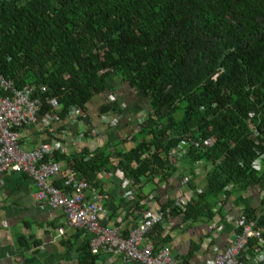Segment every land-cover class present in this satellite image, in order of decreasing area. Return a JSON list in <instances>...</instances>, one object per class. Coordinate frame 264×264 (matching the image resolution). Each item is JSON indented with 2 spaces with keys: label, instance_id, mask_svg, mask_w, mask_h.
<instances>
[{
  "label": "trees",
  "instance_id": "1",
  "mask_svg": "<svg viewBox=\"0 0 264 264\" xmlns=\"http://www.w3.org/2000/svg\"><path fill=\"white\" fill-rule=\"evenodd\" d=\"M0 75L15 89L33 88L38 116L54 113L59 121L71 108L83 113L118 77L149 99L135 146L83 151L66 168L92 187L97 173L118 170L135 189L143 180L167 182L182 153L192 177L195 164L210 168L200 193L195 177L187 182L196 198L184 210L164 205L165 218L211 221L222 214L223 196L258 187L260 211L245 216L264 223V171L251 168L264 157V0H0ZM118 109L113 101L99 112ZM163 231L157 223L147 237ZM18 245L27 249L22 237ZM83 252L80 264H97L88 243Z\"/></svg>",
  "mask_w": 264,
  "mask_h": 264
},
{
  "label": "crops",
  "instance_id": "2",
  "mask_svg": "<svg viewBox=\"0 0 264 264\" xmlns=\"http://www.w3.org/2000/svg\"><path fill=\"white\" fill-rule=\"evenodd\" d=\"M113 101L119 109L108 113L111 119L116 120L113 126H109L101 122L99 108ZM148 108L149 99L144 94L113 76L107 92L96 96L80 118L74 120L67 116L48 126L43 117L38 116L34 124L18 130L19 145L29 151L40 143H61L64 150L57 153L63 168H66L68 159L83 151H87L89 156L101 148H107L110 153L125 152L135 146L133 137L137 134L138 124L145 120ZM79 136L82 139L78 140ZM181 156L182 153L178 155L176 173L161 184L156 178L152 182L143 180L133 189L131 180L118 170L97 173V187H91L102 196L106 210L101 217L102 223L127 236L143 215L140 208L135 207L136 202L146 211L148 206L141 202L150 196L153 197L151 207L154 209H162L179 199L194 200L196 191L205 186L204 177L210 167L207 164L194 165L197 190L191 191L187 182L193 177ZM61 179L62 175H57L50 183L58 186ZM35 193L36 186L28 176L12 172L0 175V264H80L88 235L68 227L61 209H40ZM127 193L134 196L133 201L126 199ZM260 198L258 187L223 196L218 205L222 218L215 216L211 221L181 222L180 218H164L162 236L153 234L147 237V241L154 249L168 248L176 261L184 259L187 264H207L214 257L215 249H224L234 240L233 221L245 216L248 210L260 211ZM60 229L63 234L59 233ZM20 237L27 243L26 250L19 249ZM97 258V264H130L107 253ZM250 258L251 254H246L244 263L253 264Z\"/></svg>",
  "mask_w": 264,
  "mask_h": 264
},
{
  "label": "built area",
  "instance_id": "3",
  "mask_svg": "<svg viewBox=\"0 0 264 264\" xmlns=\"http://www.w3.org/2000/svg\"><path fill=\"white\" fill-rule=\"evenodd\" d=\"M0 89L9 91V96L0 95V175L12 172L28 176L36 186L34 197L38 207L61 209L68 227L88 235V247L92 255L107 253L112 258H122L130 264H184L174 260L168 248L155 250L147 241L150 230L157 223H163L165 214H169V208H152L153 197L150 196L141 202L148 209L127 236H123L115 228L105 226L101 221L106 213L102 196L74 170L63 168L53 160L55 152L64 150L61 143L44 142L29 151L23 150L19 145L18 130L36 122L41 106L39 98H32L33 88L15 89L12 81L0 75ZM40 91L45 92L46 89L41 87ZM50 105L58 107L55 99L50 100ZM81 116L82 112L78 108H71L68 113V117L74 120ZM249 117L252 118L253 114H249ZM43 119L48 126L59 121L54 113L46 114ZM100 120L109 126L116 123L108 113L102 114ZM249 128L253 136H257L251 122ZM80 139L82 136H79L78 140ZM251 168L257 172L264 171V157L259 156L252 161ZM59 174H62L63 188L50 183ZM197 192L200 193V190ZM126 199L133 201L134 196L127 193ZM187 202L179 199L174 205L184 210ZM233 229L235 237L232 243L224 249H215L214 257L207 264H245L246 254H251L253 264H264V223L259 226L258 216L255 219L246 216L235 219ZM59 233L63 234V230L60 229ZM251 239L256 240L253 248L249 246Z\"/></svg>",
  "mask_w": 264,
  "mask_h": 264
}]
</instances>
